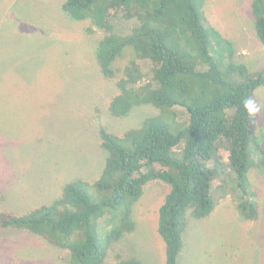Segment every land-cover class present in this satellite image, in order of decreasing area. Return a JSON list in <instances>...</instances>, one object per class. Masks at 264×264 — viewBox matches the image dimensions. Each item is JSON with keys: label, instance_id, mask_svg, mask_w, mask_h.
<instances>
[{"label": "trees", "instance_id": "16d2710c", "mask_svg": "<svg viewBox=\"0 0 264 264\" xmlns=\"http://www.w3.org/2000/svg\"><path fill=\"white\" fill-rule=\"evenodd\" d=\"M202 7L203 0H62L68 17L89 22L88 34L101 33L95 59L117 89L110 115L122 118L142 105L158 113L120 135L99 128L106 158L97 179L69 181L53 201L23 213L0 212V230L46 241L67 253V264H103L111 247L136 231L135 204L158 180L169 186L157 221L164 264H178L189 219L202 220L215 207L211 182L223 167L220 143L231 191L239 195L235 207L244 219H257L248 174L264 168V148L256 139L257 112L249 114L244 101L257 108L264 70L235 59L232 42L202 22ZM250 9L264 46V0H252ZM178 121L183 125L172 132ZM261 212L264 220V201ZM115 264L143 263L116 255Z\"/></svg>", "mask_w": 264, "mask_h": 264}, {"label": "rangeland", "instance_id": "374dc122", "mask_svg": "<svg viewBox=\"0 0 264 264\" xmlns=\"http://www.w3.org/2000/svg\"><path fill=\"white\" fill-rule=\"evenodd\" d=\"M251 1L203 0L202 22L232 42L236 60L264 70ZM61 5L62 0H0V212L23 213L53 201L69 181L97 179L106 158L99 128L120 135L158 113L142 105L122 118L110 115L117 89L95 59L101 33L88 34L89 22L73 21ZM255 98L256 139L264 148V88ZM176 123L183 125L172 122V132ZM223 151L220 143L223 167L211 182L215 207L202 220L189 219L178 264H264V168L253 167L248 174L259 203L257 219L249 221L235 207L239 195L231 191ZM168 191L158 180L145 186L134 207L136 231L113 245L103 264H115L116 255L164 264L157 221ZM67 258L30 233L0 230V264H67Z\"/></svg>", "mask_w": 264, "mask_h": 264}, {"label": "clouds", "instance_id": "9594fccd", "mask_svg": "<svg viewBox=\"0 0 264 264\" xmlns=\"http://www.w3.org/2000/svg\"><path fill=\"white\" fill-rule=\"evenodd\" d=\"M244 108L249 114H253L258 111V109L254 106V102L250 99L244 101Z\"/></svg>", "mask_w": 264, "mask_h": 264}]
</instances>
